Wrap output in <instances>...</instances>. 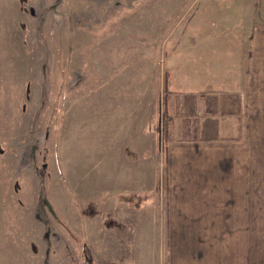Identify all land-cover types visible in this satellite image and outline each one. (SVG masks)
Returning a JSON list of instances; mask_svg holds the SVG:
<instances>
[{"label":"rangeland","instance_id":"rangeland-1","mask_svg":"<svg viewBox=\"0 0 264 264\" xmlns=\"http://www.w3.org/2000/svg\"><path fill=\"white\" fill-rule=\"evenodd\" d=\"M255 1L0 0V264H169L165 60L251 38L264 59Z\"/></svg>","mask_w":264,"mask_h":264},{"label":"crops","instance_id":"crops-1","mask_svg":"<svg viewBox=\"0 0 264 264\" xmlns=\"http://www.w3.org/2000/svg\"><path fill=\"white\" fill-rule=\"evenodd\" d=\"M181 50L191 53L176 57ZM258 52L252 38L240 48L186 41L166 57L169 264H188L189 254L175 252V245L201 239L204 260L193 264H264V59Z\"/></svg>","mask_w":264,"mask_h":264},{"label":"trees","instance_id":"trees-1","mask_svg":"<svg viewBox=\"0 0 264 264\" xmlns=\"http://www.w3.org/2000/svg\"><path fill=\"white\" fill-rule=\"evenodd\" d=\"M167 88V82H166V78L163 79V92H165ZM164 112V110H163ZM165 113V112H164ZM166 115V114H165ZM166 118H167V124H166V132H167V129H168V115H166ZM166 134V133H165Z\"/></svg>","mask_w":264,"mask_h":264}]
</instances>
